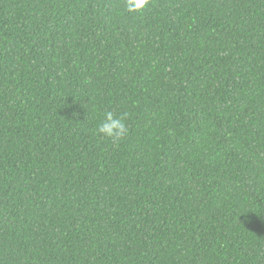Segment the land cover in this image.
<instances>
[{
    "label": "trees",
    "instance_id": "obj_1",
    "mask_svg": "<svg viewBox=\"0 0 264 264\" xmlns=\"http://www.w3.org/2000/svg\"><path fill=\"white\" fill-rule=\"evenodd\" d=\"M126 4L0 0V264H264V0Z\"/></svg>",
    "mask_w": 264,
    "mask_h": 264
},
{
    "label": "clouds",
    "instance_id": "obj_2",
    "mask_svg": "<svg viewBox=\"0 0 264 264\" xmlns=\"http://www.w3.org/2000/svg\"><path fill=\"white\" fill-rule=\"evenodd\" d=\"M150 4V0H127L126 7L132 12H142ZM100 135L111 139L113 142L122 141L128 134L126 114H116L106 111L101 123L97 127Z\"/></svg>",
    "mask_w": 264,
    "mask_h": 264
}]
</instances>
